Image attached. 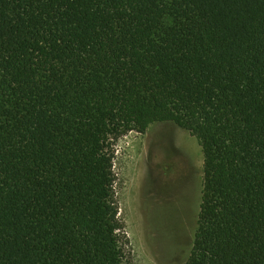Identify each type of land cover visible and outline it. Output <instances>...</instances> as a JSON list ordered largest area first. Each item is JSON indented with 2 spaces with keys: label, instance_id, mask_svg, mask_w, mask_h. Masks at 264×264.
<instances>
[{
  "label": "trees",
  "instance_id": "trees-1",
  "mask_svg": "<svg viewBox=\"0 0 264 264\" xmlns=\"http://www.w3.org/2000/svg\"><path fill=\"white\" fill-rule=\"evenodd\" d=\"M203 152L184 264H264V0H0V264H133L118 141Z\"/></svg>",
  "mask_w": 264,
  "mask_h": 264
},
{
  "label": "rangeland",
  "instance_id": "rangeland-1",
  "mask_svg": "<svg viewBox=\"0 0 264 264\" xmlns=\"http://www.w3.org/2000/svg\"><path fill=\"white\" fill-rule=\"evenodd\" d=\"M114 171L133 264H184L203 190L198 139L173 122L132 131L117 143Z\"/></svg>",
  "mask_w": 264,
  "mask_h": 264
}]
</instances>
